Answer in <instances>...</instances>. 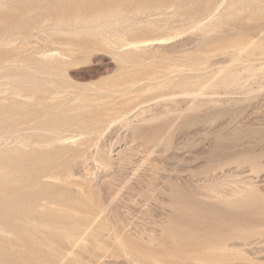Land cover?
<instances>
[{"label": "rangeland", "instance_id": "1", "mask_svg": "<svg viewBox=\"0 0 264 264\" xmlns=\"http://www.w3.org/2000/svg\"><path fill=\"white\" fill-rule=\"evenodd\" d=\"M263 11L0 0V264H264Z\"/></svg>", "mask_w": 264, "mask_h": 264}, {"label": "bare ground", "instance_id": "2", "mask_svg": "<svg viewBox=\"0 0 264 264\" xmlns=\"http://www.w3.org/2000/svg\"><path fill=\"white\" fill-rule=\"evenodd\" d=\"M217 6H218L217 8H219L220 5H217ZM235 8H236V7H235ZM215 9H216V8H215ZM216 10H217V9H216ZM214 11H215V10H214ZM263 12H264V11H263ZM96 25H97V24H96ZM94 26H95V25H94ZM88 28H89V27H88ZM93 28H94V27H93ZM89 29H90V28H89ZM260 33H261V32H260ZM99 34H100V33H99ZM122 35H123V34H122ZM120 39H121V38H120ZM160 40H161V39H160ZM160 40H159L158 38H155V39L139 40V41L131 42V43L127 42L126 46H127V45H130V46H132L133 48H134V47L136 48V47H138V46H142V45H144V46L146 45V46H147V44H151V45H152L153 43L156 44L158 41L161 42ZM163 40H164V38H163ZM164 41H165V40H164ZM162 42H163V41H162ZM126 46H125V47H126ZM130 46H129V47H130ZM144 46H143V47H144ZM127 48H128V47H127ZM139 48H140V47H139ZM238 48H239V47H238ZM238 48L236 47V49H238ZM246 48H247V47L245 46L244 49H246ZM137 49H138V48H137ZM119 50H120V49H119ZM142 51H144V50H142ZM230 51H231V50H230ZM237 51H238V50H237ZM241 51H242V50H241ZM237 53H238V54L241 53L240 50H239V52H237ZM48 54H49V53H48ZM50 54H51V53H50ZM43 56H45V55H43ZM47 56L49 57L50 55H47ZM49 58H51V57H49ZM231 60H232V59H231ZM229 61H230V60H229ZM232 62H233V61H232ZM238 62H239V61H238ZM230 63H231V62H230ZM253 65H254V64H253ZM250 66H251V65H250ZM261 66H262V65H261ZM251 68H252V67H251ZM241 70H242V69H241ZM252 70H253V69H252ZM259 70H260V69H259ZM222 71H224V70H222ZM222 71H221V72H222ZM218 72H219V71H218ZM219 73H220V72H219ZM219 73H217V74H219ZM222 73H224V72H222ZM226 74H227V73H226ZM231 74H232V73H231ZM231 74H230V75H231ZM230 75H229V76H230ZM221 76L225 77L223 74H222ZM233 76H234V75H233ZM237 77H238V76H237ZM218 78H219V77H218ZM226 78H228V77L226 76ZM191 79H192V78H191ZM208 79H209V78H208ZM210 79H211V78H210ZM222 79H223V78H222ZM231 79H232V78H231ZM237 80H238V79H237ZM254 80H255V79H254ZM162 81H163V80H162ZM185 81H186V80H185ZM201 81H202V80H201ZM225 81H226V80H225ZM232 81H233V83L235 82V80H230V82H232ZM256 81H257V80H256ZM187 82H188V81H187ZM195 82H196V81H195ZM220 82H221V81H220ZM162 83H163V82H162ZM191 83H192V82H191ZM205 83H206V80H205ZM246 83H247V80H246ZM159 84H160V83H159ZM177 84H178V83H177ZM202 84H203V83H202ZM202 84H201V85H202ZM206 84H207V83H206ZM206 84H204V85H206ZM236 84H238V83L236 82ZM239 84H240V82H239ZM160 85H161V84H160ZM164 85H165V84H164ZM174 85H175V84H174ZM181 85H182V84H181ZM194 85H195V84H194ZM212 85H213V84H212ZM230 85H231V84H230ZM233 85H234V84H233ZM243 85H244V84H243ZM243 85H241V86L243 87ZM156 86H158V87H156ZM156 86H155V87H156L157 89L160 87V86L158 85V83L156 84ZM227 86H228V84H227ZM235 86H236V85H235ZM155 87H154V88H155ZM161 87H162V86H161ZM161 87H160V88H161ZM204 87H205V86H202L201 88H204ZM212 87H213V86H212ZM215 87H216V85H215ZM225 87H226V86H225ZM236 87H237V86H236ZM242 87H240V88H242ZM164 88H165V87H164ZM201 88H199V89L201 90ZM247 88H248V87H247ZM148 89H150V87H149ZM211 89H212V88H211ZM200 90H198V91H199V94L197 93L198 96L200 95L199 97H201V95H202V94H200ZM146 91H147V90H146ZM150 91H151V90H150ZM126 95H127V94H126ZM195 95H196V94H195ZM193 96H194V95H193ZM202 96H203V95H202ZM119 97H120V96H119ZM176 97H177V96H176ZM191 97H192V96H191ZM165 98H167V97H165ZM173 98H174V97H173ZM194 98H195V96H194ZM194 98H193V100H194ZM167 99H168V98H167ZM156 101H157V100H156ZM152 103H153V102H152ZM144 105H145V104H144ZM188 106H190V105H188ZM191 106H193V108H195L194 105H191ZM197 106H199V105H197ZM139 107H140V106H139ZM191 108H192V107H191ZM189 110H190V109H189ZM189 110L186 108V111H189ZM132 112H133V111H132ZM181 112H182V111H181ZM170 115H171V114H170ZM180 115H181V114H180ZM179 117H180V116H179ZM179 117H178V118H179ZM214 117H215V116H214ZM124 118H125V117H124ZM158 118H159V116H158ZM158 118H157V119H158ZM118 119H119V118H118ZM122 119H123V118H121V120H122ZM126 119H127V118H126ZM155 119H156V117H155ZM155 119H154V120H155ZM151 120H152V119H151ZM210 120H212V119H210ZM116 121H117V120H116ZM119 121H120V119H119ZM146 121H147V120H146ZM148 121H149V120H148ZM148 121H147V122H148ZM120 122H121V121H120ZM147 122H146V123H147ZM210 122H211V121H210ZM212 122H213V121H212ZM118 123H119V122H118ZM129 123H130V122H129ZM143 123H144V122H143ZM193 123H195V122H193ZM173 124H174V123H173ZM110 125H111V124H110ZM110 125H109V126H110ZM128 125H129V124H128ZM170 128H171V127H169V129H170ZM14 130H15V129H14ZM12 131H13V130H12ZM10 133H11V132H10ZM6 134H7V133H6ZM67 138H68V137H67ZM67 138H65V139H67ZM131 138H132V136H131ZM55 139H56V138H55ZM59 139H60V138H59ZM161 139H162V138H161ZM67 140H68V139H67ZM67 140H66V141H67ZM159 140H160V139H159ZM52 141H54V140H52ZM64 141H65L64 138H62V141H61V139H60L59 142H64ZM59 142H58V143H59ZM159 143H160V142H159ZM161 143H162V142H161ZM145 144H146V143H145ZM145 144H144V145H145ZM111 145H112V144H111ZM149 145L151 146V144H149ZM154 145H155V144H154ZM157 145H158V143H157ZM150 146H149V147H150ZM141 147H142V146H141ZM152 147H153V146H152ZM150 148H151V147H150ZM154 148H155V147H154ZM159 148H160V147H159ZM87 150H88V149H87ZM147 150H148V149H147ZM149 150H150V149H149ZM152 150H153V148H152ZM126 151H127V150H126ZM150 151H151V150H150ZM142 152H143V151H142ZM151 152H154V151H151ZM151 152H150V153H151ZM145 153H147V152H145ZM119 155H120V154H119ZM144 156H146V155H144ZM148 156H149V151H148ZM95 158H96V157H95ZM143 158H144V157H143ZM152 158H153V157H152ZM165 158H166V157H165ZM144 159H145V158H144ZM157 159H158V158H157ZM147 160H148V159H147ZM135 162H136V161H135ZM143 162H145V161L143 160L142 163H143ZM146 162H147V161H146ZM99 163H100V162H99ZM142 163H141V164H142ZM96 164H97V163H96ZM102 164H103V163H102ZM139 164H140V163H139ZM139 164H138V165H139ZM141 164H140V165H141ZM143 164L145 165V163H143ZM149 165H150V164L147 162V166H148V167H149ZM142 166H143V165H142ZM104 167H106V166H104ZM132 167H133V166H132ZM144 168H145V166H144ZM156 168H157V167H156ZM130 169H131V168H130ZM146 169H147V168H146ZM152 169H153V167H152ZM164 169H165V168H164ZM101 170H102V169H101ZM136 170H137V169H136ZM148 170H149V169H148ZM144 171H145V170H144ZM151 171H152V170H151ZM157 171H158V170H157ZM145 172H146V171H145ZM130 173H131V172H130ZM170 174H171V173H170ZM130 177H131V176H130ZM147 177H148V176H147ZM110 178H111V177H110ZM125 178H126V177H125ZM125 178H124V180H125ZM148 178H149V177H148ZM54 180H55V178H54ZM151 180H152V179H151ZM125 181L127 182V180H125ZM128 181H129V180H128ZM146 183H147V182H146ZM151 184H152V183H151ZM110 185H111V184H110ZM121 185H122V184H121ZM94 186H95V185H94ZM122 187H123V185H122ZM147 187H148V186H147ZM217 187H218V186H217ZM119 189H120V188H119ZM217 189H218V188H217ZM248 189H249V188H248ZM137 190H138V189H137ZM213 190H214V189H213ZM211 191H212V190H211ZM146 192H147V191H146ZM212 192H213V191H212ZM117 193H119V192H117ZM141 193H142V192H141ZM121 194H122V193H121ZM145 195H146V194H145ZM152 195H153V194H152ZM111 197H112V196H111ZM147 197H148V196H147ZM111 199H112V198H111ZM111 199H110V201H112ZM36 201H37V200H36ZM36 201H34L33 204H32V206H33L34 208H36V206H37V205H36ZM101 201H102V200H100V202H101ZM40 202H42V201H40ZM44 202H45V201H44ZM90 202H91V200H90ZM92 202H93V201H92ZM103 203H104V204L106 203L105 206H99V205H98L99 207H97V208H98L97 213H98V212L102 213V211L104 212L105 210H107V209H106V206L108 207L107 204H110V203H107L106 201L103 202ZM40 207H43V205H40ZM59 208H60V207H59ZM59 208H58V209H59ZM40 209H41V208H40ZM34 210H35V209H34ZM62 211H63V210H62ZM64 211H65V210H64ZM73 212H74V211H73ZM73 212H72V213H73ZM75 212H76V211H75ZM63 213H65V212H63ZM115 213H116V212H115ZM65 214H66V213H65ZM86 215H87V214H86ZM98 216H100V215H98ZM98 216H96V217H98ZM114 216H115V215H114ZM93 217H94V216H93ZM27 219H28L27 215H24V216H22V217L20 218V220H21V221H24V222H25ZM17 220H18V219H17ZM18 221H19V220H18ZM30 222H31V221H30ZM93 222H94V221H93ZM31 224H32V223H31ZM74 224H75V222H74ZM29 225H30V224H29ZM91 225H92V224H91ZM91 225H89L87 228L89 229V227H90ZM101 226H102V225H101ZM1 229H2V228H1ZM88 229H87V230H88ZM65 230H66V229H65ZM60 231H61V230H60ZM114 231H115V229H114ZM244 231H245V230H244ZM67 232H68V231H67ZM81 232H86L85 228H84ZM116 232H117V230H116ZM116 232L113 233L115 236H116V234H115ZM68 233H69V232H68ZM68 233H67V234H68ZM117 233H118V232H117ZM17 234H18V233H17ZM82 234L84 235L85 233H82ZM118 236H120V235H118ZM61 237H62V236H61ZM67 237L69 238V241L74 240V236H73V235H67ZM79 237H80V238H79ZM79 237H78V238H79L78 241L81 239V236H79ZM113 238H114V237H113ZM64 239H65V237H64ZM66 239H67V238H66ZM76 241H77V240H76ZM76 241H75V242H76ZM75 242H74V243H75ZM75 244H76V243H75ZM75 244H74V245H75ZM120 245H121V244H120ZM118 246H119V245H118ZM223 247H224V245H223ZM225 247H226V246H225ZM220 250H222V249H220ZM121 251H122V250H121ZM187 254H188V253H187ZM146 255H147V254H146ZM146 255H145V256H146ZM192 255H193V254H192ZM213 255H214V254H213ZM126 256H127V255H126ZM141 256H142V255H141ZM204 256H205L204 258H206V255H204ZM127 257H128V256H127ZM148 257H149V255H148ZM144 258H145V257H144ZM161 258H162V256H161ZM146 260H147V259H146ZM146 260H145V261H146ZM150 260H152V259H150ZM199 260H200V259H199ZM199 260H198V261H199ZM205 260H206V259H205ZM154 261H155V262H154ZM154 261H153V262H154L153 264H155V263L157 262L155 259H154ZM206 261H207V260H206ZM133 262H134V261H133ZM158 262H159V261H158ZM158 262H157V263H158ZM60 263H61V262H60ZM159 263H161V262H159ZM135 264H136V263H135ZM137 264H138V263H137ZM148 264H149V263H148ZM162 264H163V262H162Z\"/></svg>", "mask_w": 264, "mask_h": 264}]
</instances>
